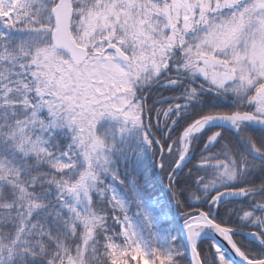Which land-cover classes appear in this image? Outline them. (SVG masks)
I'll return each mask as SVG.
<instances>
[{"label":"snow or ice","instance_id":"1","mask_svg":"<svg viewBox=\"0 0 264 264\" xmlns=\"http://www.w3.org/2000/svg\"><path fill=\"white\" fill-rule=\"evenodd\" d=\"M0 264H264V0H0Z\"/></svg>","mask_w":264,"mask_h":264}]
</instances>
